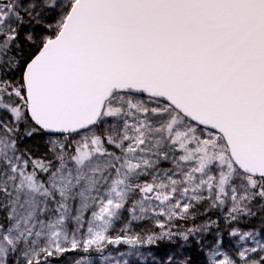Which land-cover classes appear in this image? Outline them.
Segmentation results:
<instances>
[{"label":"snow or ice","instance_id":"snow-or-ice-1","mask_svg":"<svg viewBox=\"0 0 264 264\" xmlns=\"http://www.w3.org/2000/svg\"><path fill=\"white\" fill-rule=\"evenodd\" d=\"M0 264H264V0H0Z\"/></svg>","mask_w":264,"mask_h":264},{"label":"rangeland","instance_id":"rangeland-1","mask_svg":"<svg viewBox=\"0 0 264 264\" xmlns=\"http://www.w3.org/2000/svg\"><path fill=\"white\" fill-rule=\"evenodd\" d=\"M195 258V257H194Z\"/></svg>","mask_w":264,"mask_h":264}]
</instances>
